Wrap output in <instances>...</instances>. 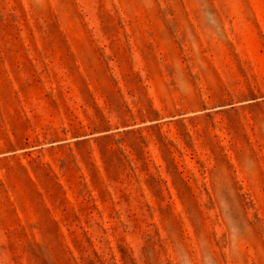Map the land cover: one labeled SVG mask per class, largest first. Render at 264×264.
Segmentation results:
<instances>
[{
    "label": "rangeland",
    "instance_id": "obj_1",
    "mask_svg": "<svg viewBox=\"0 0 264 264\" xmlns=\"http://www.w3.org/2000/svg\"><path fill=\"white\" fill-rule=\"evenodd\" d=\"M0 264H264V0H0Z\"/></svg>",
    "mask_w": 264,
    "mask_h": 264
}]
</instances>
